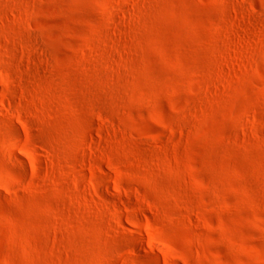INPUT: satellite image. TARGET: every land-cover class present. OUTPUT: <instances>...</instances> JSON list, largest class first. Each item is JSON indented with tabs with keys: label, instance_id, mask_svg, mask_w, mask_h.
Here are the masks:
<instances>
[{
	"label": "rangeland",
	"instance_id": "1",
	"mask_svg": "<svg viewBox=\"0 0 264 264\" xmlns=\"http://www.w3.org/2000/svg\"><path fill=\"white\" fill-rule=\"evenodd\" d=\"M0 264H264V0H0Z\"/></svg>",
	"mask_w": 264,
	"mask_h": 264
}]
</instances>
